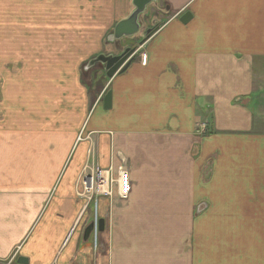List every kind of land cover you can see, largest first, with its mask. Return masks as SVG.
Instances as JSON below:
<instances>
[{
    "label": "crops",
    "instance_id": "1",
    "mask_svg": "<svg viewBox=\"0 0 264 264\" xmlns=\"http://www.w3.org/2000/svg\"><path fill=\"white\" fill-rule=\"evenodd\" d=\"M152 4L136 47L107 41L132 0H0V264H264L221 245L264 241V0ZM123 47L125 71L84 70ZM120 163L126 198L78 196Z\"/></svg>",
    "mask_w": 264,
    "mask_h": 264
},
{
    "label": "water",
    "instance_id": "2",
    "mask_svg": "<svg viewBox=\"0 0 264 264\" xmlns=\"http://www.w3.org/2000/svg\"><path fill=\"white\" fill-rule=\"evenodd\" d=\"M156 2V0H132L133 9L128 17L118 21L114 26L113 31L107 37V41L110 43H117L121 39L125 37H132L142 29V20L141 17L146 11L147 7ZM188 19V14H185L181 20L186 22ZM154 32L153 28H148L145 30V35L141 42L145 41L150 37V35ZM120 50V49H116ZM136 49L135 47H125L123 50L116 54L113 52L110 53H102L92 60H90L84 67L86 71L89 67L94 66L95 64L99 65L102 70L105 72V76L107 78H112L116 73H121L125 71L132 60L135 57ZM111 107V91L108 90L103 96V109L107 110ZM202 206H199L197 212L201 211ZM104 226V221L99 220L98 230L102 231ZM92 232V225H89L84 230V239L86 240L90 233ZM18 263L27 264V259L24 257L18 258Z\"/></svg>",
    "mask_w": 264,
    "mask_h": 264
},
{
    "label": "rangeland",
    "instance_id": "3",
    "mask_svg": "<svg viewBox=\"0 0 264 264\" xmlns=\"http://www.w3.org/2000/svg\"><path fill=\"white\" fill-rule=\"evenodd\" d=\"M151 7V11L150 13L154 14L155 12H157V10L154 9V6L152 4ZM156 8H159L157 6H155ZM146 18H148V15H143V19L146 20ZM154 20H150L148 22V20L142 22V25L145 23V27L146 28H153V26L156 24L155 22H153ZM143 26V27H144ZM142 27V29H143ZM144 30V29H143ZM140 33V32H139ZM143 32H141L138 36H134L132 37L133 39H138L139 37L143 36ZM131 40V39H130ZM134 42V41H133ZM137 42V40H136ZM137 47L138 42L133 44ZM124 48V47H123ZM122 48V49H123ZM102 72V73H101ZM99 72L98 70H93L90 73V77L94 78V75H96V73H98L99 75H101L100 80H104L105 78V74L104 71ZM104 78V79H103ZM95 79H93L94 81ZM101 80V81H102ZM101 81H100V85H101ZM258 128V127H257ZM256 128V129H257ZM262 131H264V127L262 129ZM122 162V161H121ZM122 163L119 164V166H121ZM117 166V167H119ZM116 167V168H117ZM110 168V167H109ZM108 170V169H106ZM102 171V174L100 175L102 179H98L97 175ZM96 172V173H95ZM117 172V169H116ZM93 179L94 180V185H93V189L91 191H89L88 186H87V180L89 179ZM119 181H116L115 184H110V178H105L103 176V169L94 167L93 169H88L86 172H83L79 178H78V182H77V193L79 197H83V198H87L92 199L93 197L97 196V195H106L104 192L108 191V192H113V189L115 188V186L117 187ZM108 196H112L108 195ZM245 201V199H244ZM250 216V215H248ZM93 219H94V215H93ZM248 220V219H247ZM89 225H92V235L97 234V221H93L92 223H90ZM86 226V225H85ZM84 226V228H85ZM85 230V229H83ZM256 232L258 229H255ZM254 233L253 229L250 227H244L242 229H238V228H231L228 229V233L226 238L221 242V245L224 246L226 248V250L228 251H242V252H248V251H264V241H262L259 237L261 236V231L259 233ZM96 244V241H94V245ZM84 246H86L84 244Z\"/></svg>",
    "mask_w": 264,
    "mask_h": 264
},
{
    "label": "built area",
    "instance_id": "4",
    "mask_svg": "<svg viewBox=\"0 0 264 264\" xmlns=\"http://www.w3.org/2000/svg\"><path fill=\"white\" fill-rule=\"evenodd\" d=\"M146 62V56L143 55L142 56V63H145ZM202 129H204V124H202ZM112 168H108V170L106 171H103L104 172H109ZM121 171V172H120ZM96 173V172H95ZM122 173V175H121ZM102 174V171L97 175V178L98 179H102L101 178V175ZM116 176H113L111 174L110 176V184H115L116 181H119L118 184H117V192H118V195L121 197V198H126L128 196V193H129V188H130V181H129V176H128V172L126 169H124L123 166H120L118 167L117 169V173L115 174ZM93 185H94V180L91 178L89 180H87V186L89 191H91L93 189ZM106 195H111L112 192H104Z\"/></svg>",
    "mask_w": 264,
    "mask_h": 264
},
{
    "label": "flooded vegetation",
    "instance_id": "5",
    "mask_svg": "<svg viewBox=\"0 0 264 264\" xmlns=\"http://www.w3.org/2000/svg\"><path fill=\"white\" fill-rule=\"evenodd\" d=\"M154 28V27H153ZM123 49L121 48L120 50L114 51V53L118 54L122 51Z\"/></svg>",
    "mask_w": 264,
    "mask_h": 264
},
{
    "label": "bare ground",
    "instance_id": "6",
    "mask_svg": "<svg viewBox=\"0 0 264 264\" xmlns=\"http://www.w3.org/2000/svg\"><path fill=\"white\" fill-rule=\"evenodd\" d=\"M105 177V176H104Z\"/></svg>",
    "mask_w": 264,
    "mask_h": 264
}]
</instances>
